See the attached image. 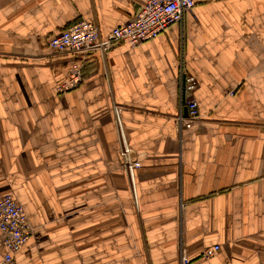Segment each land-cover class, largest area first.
Listing matches in <instances>:
<instances>
[{"label":"crops","instance_id":"crops-1","mask_svg":"<svg viewBox=\"0 0 264 264\" xmlns=\"http://www.w3.org/2000/svg\"><path fill=\"white\" fill-rule=\"evenodd\" d=\"M195 1L153 38L96 50L59 91L72 55L48 39L80 19L106 36L141 0H0V196L33 227L14 264H264V0ZM181 61L198 83L190 128Z\"/></svg>","mask_w":264,"mask_h":264},{"label":"built area","instance_id":"built-area-1","mask_svg":"<svg viewBox=\"0 0 264 264\" xmlns=\"http://www.w3.org/2000/svg\"><path fill=\"white\" fill-rule=\"evenodd\" d=\"M195 0H141L133 16L126 22L115 26L108 35L103 36L96 21L80 19L70 24L63 31L52 35L48 45L59 51L72 55L68 77L58 86L59 91L79 84L85 75L84 63L96 50H107L115 43L128 42L137 45L157 36L173 23H182L187 13H192ZM180 112L177 120L186 128H190L199 118L198 101L194 91L197 79L188 73L183 61L178 70ZM183 108L187 113H183ZM122 135L121 154L127 165L134 185L135 170L141 161L133 158L132 151L126 141L125 132L120 124L119 110L115 109ZM0 233L6 247L4 264H14L18 253L33 233V227L23 205L11 193L0 196ZM220 250L219 244L207 246L201 253L202 259H208ZM179 264H192L187 253H183Z\"/></svg>","mask_w":264,"mask_h":264}]
</instances>
